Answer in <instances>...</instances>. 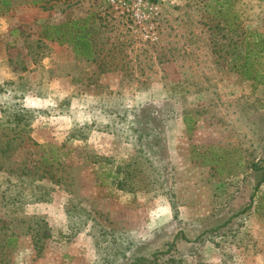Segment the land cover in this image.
I'll use <instances>...</instances> for the list:
<instances>
[{"label": "rangeland", "instance_id": "obj_1", "mask_svg": "<svg viewBox=\"0 0 264 264\" xmlns=\"http://www.w3.org/2000/svg\"><path fill=\"white\" fill-rule=\"evenodd\" d=\"M8 1L0 235L17 240L0 249L7 264H264V0H149L142 23L128 0ZM85 19L90 60L42 35ZM51 146L71 166L60 167L68 187L40 164ZM89 155L130 173L126 190L95 186L78 163Z\"/></svg>", "mask_w": 264, "mask_h": 264}, {"label": "trees", "instance_id": "obj_2", "mask_svg": "<svg viewBox=\"0 0 264 264\" xmlns=\"http://www.w3.org/2000/svg\"><path fill=\"white\" fill-rule=\"evenodd\" d=\"M8 5H9L8 0H0V9H6ZM87 22H88L87 19H85V20L70 21L53 27L45 26L43 28L42 35L47 41H55L58 44H74L75 48H78L80 56H83L90 60L94 55V51L92 49V44H91L92 42L90 41V39H88V37L90 36L89 33H84ZM249 53L250 51L247 48L246 54L248 55ZM247 63H248V57L245 58L243 64V68L245 69L244 72L245 77H248L249 75L247 74L248 73ZM13 99H15V97H13ZM14 108H15V104H14ZM25 112L27 111L25 110ZM1 114L2 116H7L6 114H9V112L1 108ZM10 116H12L13 121L16 122V124H14L13 126V129L18 128L19 131H22L25 127L29 125V121L26 119L24 110L22 108L13 109L12 113H10ZM19 125H21V127H19ZM69 138L72 139L73 137L70 136ZM29 139H30L29 137L26 138L24 142L28 141ZM163 145H164L163 142L161 143V141L158 138V140L153 144L150 143L146 145V150L142 152L143 153L142 155L145 158H147L148 161H150L149 158L146 157V155L149 156L148 149L155 146L159 149H163ZM58 150H59L58 148L51 146L50 160L44 158L40 162V164L45 165L46 176L48 177L49 180L51 179V184H56V185L62 184L63 186L68 187L71 185L72 181L67 174L63 175L61 173L62 170L60 171V167L64 165V168L62 167L64 170V169H71L70 168L71 166L65 165L63 163L60 164V162L55 156V153ZM76 152L78 151L75 150V154ZM80 162L82 163L81 167H83L85 163L90 167L91 169L90 174L93 181H95V186L108 185L109 183L112 182L117 185L118 189L126 190L125 188H123V185L125 183H128L131 174L126 172L122 174L120 172L122 168H119V170L108 169V165L110 164L109 160L105 159L102 162V160L98 161L97 156L89 155L88 159L79 160L78 163ZM78 163L75 164L76 168H78ZM96 163L98 164V167H95ZM48 167L50 168V170H48ZM53 172L54 173L60 172L61 175L55 176ZM42 195L43 194H41L38 198H35L33 200L43 201L44 198H42ZM7 201L13 204V203H18L19 199L13 198L12 200H7ZM16 240L17 238L16 236H14L13 232L10 233L4 232L3 234L0 235V249H4L5 251L13 249ZM1 253H3V250L0 252V264H7L8 262L7 256Z\"/></svg>", "mask_w": 264, "mask_h": 264}, {"label": "built area", "instance_id": "obj_3", "mask_svg": "<svg viewBox=\"0 0 264 264\" xmlns=\"http://www.w3.org/2000/svg\"><path fill=\"white\" fill-rule=\"evenodd\" d=\"M127 11L131 14L132 19L136 23H142L148 19L149 13L156 8L150 6L149 0H128L123 2Z\"/></svg>", "mask_w": 264, "mask_h": 264}]
</instances>
